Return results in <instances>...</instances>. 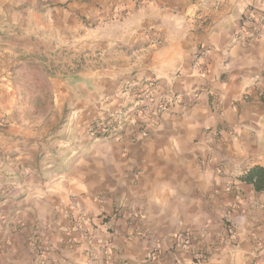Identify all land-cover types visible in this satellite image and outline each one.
I'll return each mask as SVG.
<instances>
[{
    "label": "crops",
    "instance_id": "0c3cea01",
    "mask_svg": "<svg viewBox=\"0 0 264 264\" xmlns=\"http://www.w3.org/2000/svg\"><path fill=\"white\" fill-rule=\"evenodd\" d=\"M253 11L264 0H0V264H264V191L240 179L264 168ZM34 44L95 57L51 82L39 118L19 80ZM150 80L166 113L89 136L122 109L119 91ZM71 201L91 239L73 230Z\"/></svg>",
    "mask_w": 264,
    "mask_h": 264
},
{
    "label": "built area",
    "instance_id": "2783aa9c",
    "mask_svg": "<svg viewBox=\"0 0 264 264\" xmlns=\"http://www.w3.org/2000/svg\"><path fill=\"white\" fill-rule=\"evenodd\" d=\"M243 20L246 23L252 22L255 26H264V16L254 11L247 12ZM197 67L199 72H202L200 64L197 63ZM158 85V82L150 80L141 84L134 83L124 87L119 94H117L119 99L124 102L122 109L118 113L111 114L105 119L93 120L88 128L89 136L94 139L115 136L118 131L123 128L124 123L130 121L135 122L136 118L145 114L151 122H155V119L168 111L170 102V99H160L155 106L151 108L154 102V91ZM145 131L146 128L144 127L141 133H145ZM98 202L102 204L103 200L99 198ZM69 207L74 210V215L70 216L73 230L79 233L84 240L91 239L94 229L91 228L92 224L84 210L80 209L74 201H71ZM227 215H229L228 212H225V216ZM201 232L205 234L204 230H201ZM194 238L193 234L184 232L178 233L176 236V247L179 249H187ZM231 239L235 240V237L232 235ZM107 248L108 247H103L102 249V257L106 260L109 258ZM39 255L41 256V252H39ZM88 255L94 257L95 253L90 250ZM202 258L203 255L200 252L194 255V261H201Z\"/></svg>",
    "mask_w": 264,
    "mask_h": 264
},
{
    "label": "rangeland",
    "instance_id": "374dc122",
    "mask_svg": "<svg viewBox=\"0 0 264 264\" xmlns=\"http://www.w3.org/2000/svg\"><path fill=\"white\" fill-rule=\"evenodd\" d=\"M45 49L49 50L46 55L43 54ZM94 59L95 57H91L88 50L79 53L73 52L69 48H59L54 45L45 48L41 44H34V58L28 64V68L21 70L19 77V80L27 85V97L33 106L31 115L36 118L46 115L47 105L51 104L52 100L51 82L53 80L68 81L74 78L73 73L88 72L91 61L94 62ZM116 97L119 98L118 95Z\"/></svg>",
    "mask_w": 264,
    "mask_h": 264
},
{
    "label": "trees",
    "instance_id": "16d2710c",
    "mask_svg": "<svg viewBox=\"0 0 264 264\" xmlns=\"http://www.w3.org/2000/svg\"><path fill=\"white\" fill-rule=\"evenodd\" d=\"M241 181L253 186L256 192L264 191V168L255 166L241 176Z\"/></svg>",
    "mask_w": 264,
    "mask_h": 264
}]
</instances>
